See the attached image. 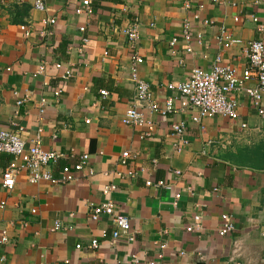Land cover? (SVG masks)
I'll use <instances>...</instances> for the list:
<instances>
[{
    "label": "crops",
    "instance_id": "crops-1",
    "mask_svg": "<svg viewBox=\"0 0 264 264\" xmlns=\"http://www.w3.org/2000/svg\"><path fill=\"white\" fill-rule=\"evenodd\" d=\"M34 1L0 0V131L21 130L25 149L39 135L42 150L62 155L47 168L54 177L82 155L88 165L66 185L30 184L20 170L7 190L2 173L11 157L0 154V234L8 238L0 246L3 264H130L133 256L138 264H264V120L247 97L235 95L237 120L198 124L190 112L161 117L140 105L155 126L147 139L120 122L136 98L124 29L136 22L137 75L158 107L169 99L178 107L169 86L186 81L191 70L209 69L216 57L244 68L247 43H264V30L251 20L264 22V0H188L189 9L182 0H92L91 14L78 15L84 0H43L44 11ZM185 22L191 53L181 37ZM56 64L72 76L63 81ZM178 122L186 125L183 142L171 131ZM148 180L172 189L148 188ZM108 185L115 190L104 193ZM106 201L130 219L132 242L111 239V217L90 221L89 206ZM222 214L236 227L226 237L218 235ZM189 225H196L190 233ZM94 240L98 247L90 249Z\"/></svg>",
    "mask_w": 264,
    "mask_h": 264
},
{
    "label": "built area",
    "instance_id": "built-area-1",
    "mask_svg": "<svg viewBox=\"0 0 264 264\" xmlns=\"http://www.w3.org/2000/svg\"><path fill=\"white\" fill-rule=\"evenodd\" d=\"M184 8L189 9L188 0H182ZM214 3L218 0H212ZM92 0H84L81 8L76 10V14L86 13L91 14ZM33 7L38 11H44L45 5L43 0H35ZM252 22L257 26V31L263 32L264 22H260L257 17H251ZM238 22V19H234ZM44 23L53 25L54 19L44 20ZM24 29V28H22ZM190 24L185 22L183 25L182 39L186 43L185 52L191 53V34ZM83 31V28L80 29ZM123 34L126 36L127 41L132 49L131 54V80L136 86V98L133 106L126 109L120 122L122 125L129 126L141 131L140 138H150L155 130L153 123L146 121L143 114L139 111V107L145 106L146 109L153 113L159 114L164 117L168 114L192 113L191 121L200 123L201 120L213 117H221L231 121H235L238 116V101L235 97L236 94L242 93L247 97L250 102L258 109L259 116L264 120V107H261L262 93L264 92V43L259 40H252L246 46V64L241 71L236 67L223 65L220 57H216L214 64L206 70L195 68L191 70L189 77L186 81L169 86L171 90H175L179 95V105L174 107V100H167L164 108L158 107L154 101L153 93L149 84L140 79L137 75V66L142 64V59L135 52V45L138 40V32L136 22L132 23L127 29H124ZM225 32H222V36ZM223 38V37H222ZM226 40H228L226 38ZM176 40L171 41V45H175ZM231 43H239V41H231ZM43 67L40 71H43ZM55 69L63 70L61 79L68 80L72 76V70L64 68L61 64H56ZM253 82L254 86H249ZM54 97H60V91L56 90L53 93ZM100 95L105 98L108 93L101 91ZM27 99V98H26ZM26 99H19L16 102L17 106L22 105ZM246 125L242 124L241 128ZM21 130L17 131H0V154L9 155L11 161L8 163L4 172L2 173V187L11 190L15 183V178L20 170L27 173L28 181L30 184H37L39 182H47L52 185H66L74 181L76 173H82L84 168L88 165V156L82 155L74 168L63 167L61 175L54 177L47 170L49 166L55 165L62 157L61 154L55 152H46L40 147L39 135L34 138L33 144L25 149V142L20 135ZM172 133L183 142L186 132V125L183 122H178L171 125ZM39 133V132H38ZM123 163V161H122ZM90 174L92 172L90 171ZM175 175H180L175 172ZM145 186L148 188H155L162 191H171L172 187L163 180L145 181ZM115 190L113 185H108L103 188L104 193H109ZM216 191V190H215ZM180 199V194L174 195V205ZM4 207V203H0V209ZM34 213V210H32ZM89 219L92 222L99 221L102 217H111L114 225V231L111 232L110 237L113 241L124 237L127 241L134 240L131 234L130 219L124 215L117 214L114 211V205L111 201H106L98 205L91 204L89 206ZM221 225L218 229L220 237H226L236 231L234 222L228 214H222L220 217ZM196 225L186 226L185 231L190 233ZM60 229V225L54 226L53 230ZM0 234V246L8 242L7 233L5 231ZM102 237H107L104 232ZM97 241L90 244V249H97ZM80 248V246H76ZM160 251L164 246L159 247ZM183 253H181L182 255ZM157 260H162L163 255L159 252L156 256ZM4 257H0V264H3ZM65 264H70L66 261ZM130 264H138V261L133 256L131 257ZM146 264H156L150 261Z\"/></svg>",
    "mask_w": 264,
    "mask_h": 264
}]
</instances>
